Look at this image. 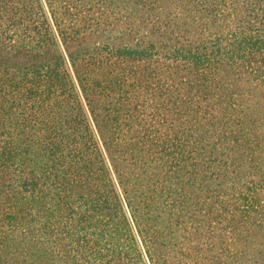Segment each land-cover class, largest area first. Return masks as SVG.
Masks as SVG:
<instances>
[{
	"label": "trees",
	"instance_id": "1",
	"mask_svg": "<svg viewBox=\"0 0 264 264\" xmlns=\"http://www.w3.org/2000/svg\"><path fill=\"white\" fill-rule=\"evenodd\" d=\"M0 264H264V0H0Z\"/></svg>",
	"mask_w": 264,
	"mask_h": 264
}]
</instances>
